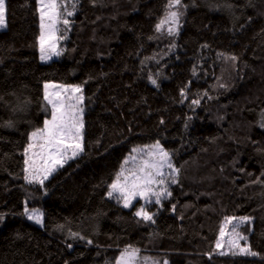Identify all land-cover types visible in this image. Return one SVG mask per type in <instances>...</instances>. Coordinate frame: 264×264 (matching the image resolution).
<instances>
[{"label":"trees","instance_id":"obj_1","mask_svg":"<svg viewBox=\"0 0 264 264\" xmlns=\"http://www.w3.org/2000/svg\"><path fill=\"white\" fill-rule=\"evenodd\" d=\"M58 1L60 55L40 62L38 0H5L0 264H114L132 250L136 264H264V0ZM170 12L182 15L158 31ZM47 82L79 86L83 151L41 183L25 159L51 117ZM155 142L179 171L145 220L108 189ZM241 217L246 240L216 248Z\"/></svg>","mask_w":264,"mask_h":264},{"label":"snow or ice","instance_id":"obj_2","mask_svg":"<svg viewBox=\"0 0 264 264\" xmlns=\"http://www.w3.org/2000/svg\"><path fill=\"white\" fill-rule=\"evenodd\" d=\"M38 2L42 5L41 9V36H40V43H41V59L42 60H47L51 58V55H60V52H53L49 53L48 50L45 49L44 47V41H45V28L47 27L48 30H53L55 28L56 24V19L54 18L57 13V3L56 0H49V3L44 4V0H38ZM4 4L5 0H0V27L4 26L5 20H4ZM181 4V0H169L168 2V7L172 8L177 5ZM44 9H51L52 10V16L50 17L52 19V24L50 25H45L44 24V15L46 12ZM67 15H72L71 12H67ZM179 15H182V13L178 12H170L168 13L167 17L159 24H157V30L159 31L164 24L168 23L171 21L173 24H177L178 22V17ZM64 24H68V21L65 19L63 21ZM173 29H169V32L171 33ZM232 59H235V57H232ZM155 83V81H152ZM48 85H45V88H47ZM75 91L79 92L80 89L79 87H76L74 89ZM183 94V93H182ZM45 99L53 105V113H52V119L51 121L46 120L45 125L43 129H38L37 131L31 133V139H43L44 143L40 145L42 149H47L49 153V157L52 159L53 164H57L62 166V164L66 161L64 160H56L55 159V154H59L60 156H64V154L67 152L68 147H72V155L69 157V159L77 156L80 152L83 151V148L80 143H76L74 145H66L65 141L66 140H76V139H82V133L81 130L83 128V122L82 119H79L75 115L71 113H65V112H60L59 114L56 111L57 107V102L49 99L48 94H45ZM80 100L83 99L81 96L79 98ZM194 103H198V101H194ZM72 106L70 105L69 108ZM82 112V109L80 110ZM33 144L28 145V149L33 148ZM148 147V146H145ZM152 148L156 149V152H149L148 155L155 156L159 155V160L153 163H149L148 161L144 162V166L139 169V173H142V175H139L135 172L130 173V176H123V167L120 173L117 174V179L110 185L111 191H109L108 195L111 197L113 196L114 193H118L119 195L117 196V199L120 197H123L125 200V207L131 206L132 199H134L136 196H144L147 198V193L151 192V188L149 185L153 183H159V184H164L165 181L163 179V173L161 172V169L167 164L169 168H172V165L168 162L169 160V154L165 152L159 145V142H157L155 145L151 146ZM26 149V152L27 150ZM135 151V149L133 150ZM134 160L135 157H132ZM26 164H28V161H25ZM127 163V160L125 161ZM155 169V172L153 173L152 171H145V169ZM54 169L49 168L47 171L50 173ZM175 171H179L176 169ZM123 176L124 183L122 184L120 182V178ZM131 177V184L129 185V178ZM159 177V179H157ZM47 178V177H45ZM41 183L43 181H40ZM176 181L173 179L172 183H175ZM143 189V190H141ZM156 196V202H159V199L161 196L164 195H171L170 192H167V189H164L160 192L154 193ZM26 212L28 211L27 209L25 210ZM40 214L38 210H32V213L28 216L29 219H34L36 220L37 223L40 222ZM137 216H143L145 220H151L152 216L149 215L147 212L141 208L136 212ZM234 219H238V223L233 224V233L237 236L238 239H245L246 237L239 236L238 233H235L236 227L239 226V224L244 223L248 220H250V217H241V218H226L225 219V224L232 223ZM224 227H221L220 229V235L221 237L224 236ZM230 245H235V242L232 240H229ZM216 248H221V243L218 241ZM239 252L242 254H251V255H256V253L251 252L250 249L248 248H239ZM221 255H224V252L220 253ZM233 254H236L235 252Z\"/></svg>","mask_w":264,"mask_h":264},{"label":"rangeland","instance_id":"obj_3","mask_svg":"<svg viewBox=\"0 0 264 264\" xmlns=\"http://www.w3.org/2000/svg\"><path fill=\"white\" fill-rule=\"evenodd\" d=\"M64 1H72V0H64ZM47 3H49V0H44V4H47ZM56 3H57V9L55 11H56L57 15L54 18L56 19V21H58V15H59L58 3H59V1L56 0ZM41 9H42V5L39 3L40 36H41V31H42L41 30ZM44 11L46 12V14L44 15V21L43 22L47 26V25L52 24V19L50 18L52 16V10L51 9H44ZM4 20H5L4 26L0 27V30L5 29V27H6L5 4H4ZM169 22H171V21H169ZM171 25L173 26L174 24L171 23ZM44 32H45V41H44L45 49L48 50V52L50 54L53 52H58L57 22H56L55 28L53 30H48V28L46 27ZM40 36H39V38H40ZM56 56L57 55L52 54L50 59L42 60L41 59V43H40V39H39V61L40 62H48L51 59H54ZM45 85H48V87L45 88ZM76 87H79V86L78 85H62V84H58V83H54V82H47L44 84V93L48 94L49 99L57 102L56 111L58 114L60 112L71 113V114L75 115L76 117H78L79 119H82V122H83L84 99H82V100L79 99L81 96L83 97V95H82L81 91L77 92L74 90ZM45 101L49 105V107L51 108V117H50V119H47L48 121H51L52 113L54 110L53 105L51 103H49L46 99H45ZM70 105L72 106L71 108H69ZM81 109H82V112L80 111ZM44 125H45V123H44ZM43 128H44V126H43ZM81 133H82V130H81ZM30 143L33 144L34 147L31 149H28V151L26 153L25 161H28V164L25 163L26 179L30 180V181H40V180L42 181V180L46 179L45 177H48L52 173V171L49 173L47 171V169L52 168L55 170L59 165L53 164L52 159L49 157L48 150L42 149L40 147V145L44 143L43 139H31L30 138ZM76 143H80L82 146V139L66 140L65 141L66 145H74ZM156 143L157 142L152 143L150 145H140V146L135 147L134 148L135 151L130 152L124 159V162L122 164L123 176H130V173H132V172H135L139 175H142V173H139V169L144 166L145 161H148L149 163H153V162L158 161L159 155H155V156H151V157L148 155L149 152H156L157 151L156 149L151 147V146L155 145ZM145 146H148V147H145ZM72 151H73L72 147H68L67 152L64 154V156H60L59 154H55V159L66 161L67 159H69V157H71ZM132 157H135V159L133 160ZM126 160H127V163H125ZM168 162L172 165V163L170 162V156H169ZM122 167L120 169V172L122 170ZM149 170L152 171L153 173L155 172V169H147V168L145 169V171H149ZM175 170H176V168H174L173 165H172V168H169L167 166V164H165V166L161 169L165 183L164 184L153 183V184L149 185V187L151 188V192L147 193V198H145L144 196H136L134 199H132L131 205H133L134 203L139 201L140 205H138L139 206L138 210L143 208V210L148 213L146 206H150L153 202H156V196L154 195V193L160 192L164 189H167V192H168L169 184L172 182L173 176L177 172ZM123 176H121V178H120V182L122 184L124 183ZM157 179H159V177H157ZM114 181H116V180H114ZM130 184H131V177L129 178V185ZM141 190H143V189H141ZM109 191H111L110 186L108 189V193H109ZM113 195L118 196L119 194L114 193ZM164 196L160 197L159 202L163 199ZM119 199L122 201L123 204H125V200L123 197H120ZM38 212L41 214V212L39 210H38ZM31 213H32L31 210L27 211L26 216L28 217ZM30 220L36 222V220H34V219H30ZM41 221H42V216H40V222L39 223H41ZM236 223H238V219L237 220L234 219L232 221V223H229L224 227V233L225 234L223 237H220L219 242L221 243V246H224L225 249H228L229 247L238 246L241 243V239H238L237 236L233 233V224H236ZM235 233H238L239 236H242L238 227H236ZM229 240L234 241L235 245H230ZM136 256H137V252L134 250L124 251L123 253H121L117 257L114 264H136V262H135ZM165 264H166V262H165Z\"/></svg>","mask_w":264,"mask_h":264}]
</instances>
